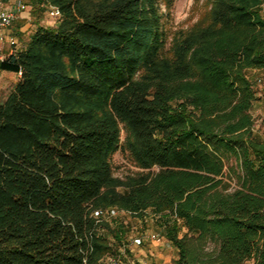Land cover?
Returning <instances> with one entry per match:
<instances>
[{
	"label": "trees",
	"instance_id": "trees-1",
	"mask_svg": "<svg viewBox=\"0 0 264 264\" xmlns=\"http://www.w3.org/2000/svg\"><path fill=\"white\" fill-rule=\"evenodd\" d=\"M159 1H27L60 21L0 66L21 73L0 102V264H102L107 207L156 215L175 264H264V0H214L167 48ZM117 151L140 169L123 191Z\"/></svg>",
	"mask_w": 264,
	"mask_h": 264
},
{
	"label": "rangeland",
	"instance_id": "rangeland-1",
	"mask_svg": "<svg viewBox=\"0 0 264 264\" xmlns=\"http://www.w3.org/2000/svg\"><path fill=\"white\" fill-rule=\"evenodd\" d=\"M6 1V0H5ZM27 4L28 0H23ZM90 0H80L88 4ZM214 0H160L159 13L162 14L161 23L165 31V47L170 45L173 36L181 30H188L195 25L206 22ZM28 5V4H27ZM53 6L47 4V8ZM30 12L28 31L36 28V25L44 27H54L60 17L54 18L49 10L42 13L37 10L31 16V6L28 5ZM261 12L263 13L262 9ZM264 15V13H263ZM27 32V31H26ZM250 79L254 82L256 88V99L251 107L253 119V132L259 138L264 139V97L261 93L262 71L250 70L248 72ZM15 77L4 79L0 76V102H3L11 92ZM124 131H121V141L124 138ZM111 168L113 177L118 180L116 189L124 190L123 182L128 175L139 171L130 160L127 153L123 151L115 152L111 157ZM94 215L107 223L105 226L101 223L98 228L100 235L109 238V244L114 247V253L105 256L102 264H175L177 259V250L173 243L160 231L159 221L150 210H147L142 216L131 215L116 207H107L101 211H94ZM115 224H121L124 230V237L121 242L116 243L113 237L112 227ZM105 226V227H104ZM117 226V225H116ZM114 229V228H113ZM154 236V237H152ZM115 242V243H112ZM243 264H253L252 260H247Z\"/></svg>",
	"mask_w": 264,
	"mask_h": 264
},
{
	"label": "built area",
	"instance_id": "built-area-1",
	"mask_svg": "<svg viewBox=\"0 0 264 264\" xmlns=\"http://www.w3.org/2000/svg\"><path fill=\"white\" fill-rule=\"evenodd\" d=\"M260 7L264 13V1ZM28 9V5L24 3L23 0H7L6 2L4 0H0V66L7 56L15 53L12 48H10L8 52H5V46L7 43H10V47H12L15 43L12 37L7 36L4 30L10 27L15 21L16 12L19 13ZM47 10H49L54 18L58 19L60 17V11L57 7L49 6ZM20 74V72H17L16 76L19 77Z\"/></svg>",
	"mask_w": 264,
	"mask_h": 264
},
{
	"label": "crops",
	"instance_id": "crops-1",
	"mask_svg": "<svg viewBox=\"0 0 264 264\" xmlns=\"http://www.w3.org/2000/svg\"><path fill=\"white\" fill-rule=\"evenodd\" d=\"M29 19H30L29 9L22 11V12H19V13L16 12L15 21L11 24L10 27H8L7 29L4 30V32L7 34V36L12 37L15 44L12 47H10L9 46L10 43H7L5 46V52H8L10 48H12L14 52H17V51L24 48V46L26 45L28 36L35 30V29L32 31L27 30L28 27H31V24H29ZM0 76H2L3 81H4V79L15 77L14 85L16 84V82L19 79V77L16 76L15 72H9V71H2L1 70ZM14 85H13V87H14Z\"/></svg>",
	"mask_w": 264,
	"mask_h": 264
}]
</instances>
